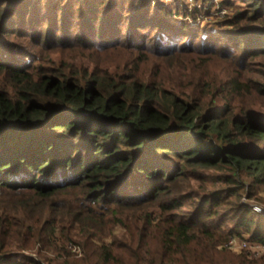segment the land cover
<instances>
[{
	"label": "trees",
	"instance_id": "trees-1",
	"mask_svg": "<svg viewBox=\"0 0 264 264\" xmlns=\"http://www.w3.org/2000/svg\"><path fill=\"white\" fill-rule=\"evenodd\" d=\"M184 1L0 0V264H41L34 243L81 229L101 245L83 264H127L105 237L134 209L166 225L128 264H224L227 238L264 243L242 203L264 184V0H239L247 23L220 37L178 21L196 17ZM191 174L225 187L188 190Z\"/></svg>",
	"mask_w": 264,
	"mask_h": 264
},
{
	"label": "rangeland",
	"instance_id": "rangeland-1",
	"mask_svg": "<svg viewBox=\"0 0 264 264\" xmlns=\"http://www.w3.org/2000/svg\"><path fill=\"white\" fill-rule=\"evenodd\" d=\"M184 3L186 4L189 12H193L194 9L197 10L196 17H183L180 15L178 16L177 20L185 22L191 29L199 30L203 37H211L214 35L220 37L221 35L230 33L232 29L236 30L238 29L237 27L245 25L247 22L242 20L241 17L244 13H248V8L252 7V4L246 5L245 2L239 0H185ZM235 19H238L237 24H227L228 21ZM182 39L183 38H180L179 41ZM187 42L188 40H184L183 44L185 45ZM188 45L193 49L200 48L196 42H188ZM218 47L219 46H216L217 49H219ZM219 50L223 49L220 48ZM225 51L229 52L235 57L241 56V51L235 48L233 45H227ZM49 53L52 52L43 51L42 56L49 58ZM74 53L75 52H69L68 50L62 51L61 53H52L50 54V61L53 60L54 63H50L49 60H47L43 63L40 62V65L43 67H52L57 66L58 64L64 65L67 63V61H69V57ZM254 60L255 64H253V66L258 67V64H262L264 62V57H255ZM222 63L227 64L225 62ZM191 170L195 171L194 169H190L189 171ZM197 171L199 172V170ZM206 173L211 174L215 172L209 170ZM203 187L209 190L225 186H213L209 183H202L201 181L198 182V180L194 178V174H191L186 182V188L188 190L193 189L195 191H201ZM250 191L251 194H246L242 197V203L248 205L256 217H261L264 219V184L256 185ZM249 195H251V197ZM156 207L152 208L151 210H156ZM140 212L141 211L136 209L126 210L125 215L127 218L124 221V225H116L112 231L108 233L109 236L105 237V241L107 243H114L115 245L117 244L120 246L122 245V247H131V250L129 251L132 257L119 255L117 259L118 263L125 262L128 264L139 257H143L142 254L140 256L139 252L142 243L146 242L148 244V250L155 248L156 244H158L159 235L162 233L163 227L166 225V223L159 222L157 214V217L153 221L152 225L144 224V222L137 217ZM227 217V226H224V231H227L230 227H234L235 224V219H233L231 216ZM98 235L99 234L95 229H85L83 231L82 229L77 230L75 235L73 234L70 236V240H68V242H62V239L53 238L49 240V244L32 243V249L28 250L26 254L29 257L39 260L41 264H83L82 258L84 255H86V253H88L90 248H92V250L95 248L96 250H99V247H101L98 241ZM262 235L264 236V234ZM250 237L251 233L247 234L245 232L242 233L241 236L234 235L233 237L227 238L226 242H224L222 245V248L224 249L222 250V253L227 255V261L224 264H264V247H262L264 246V243L262 242H249L250 246L245 249H239L236 247L235 249L229 250L225 247V244L231 238H234L237 241H247L250 239Z\"/></svg>",
	"mask_w": 264,
	"mask_h": 264
},
{
	"label": "built area",
	"instance_id": "built-area-1",
	"mask_svg": "<svg viewBox=\"0 0 264 264\" xmlns=\"http://www.w3.org/2000/svg\"><path fill=\"white\" fill-rule=\"evenodd\" d=\"M250 246V243L245 240H239L237 241L234 238H231L226 244L225 247L230 249H235L236 247L239 249H245ZM264 247V246H262Z\"/></svg>",
	"mask_w": 264,
	"mask_h": 264
}]
</instances>
